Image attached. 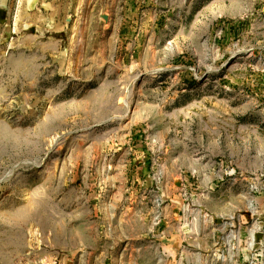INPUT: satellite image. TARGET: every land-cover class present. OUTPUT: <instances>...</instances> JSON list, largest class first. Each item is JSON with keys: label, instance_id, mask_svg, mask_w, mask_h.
<instances>
[{"label": "rangeland", "instance_id": "374dc122", "mask_svg": "<svg viewBox=\"0 0 264 264\" xmlns=\"http://www.w3.org/2000/svg\"><path fill=\"white\" fill-rule=\"evenodd\" d=\"M0 264H264V0H0Z\"/></svg>", "mask_w": 264, "mask_h": 264}, {"label": "crops", "instance_id": "0c3cea01", "mask_svg": "<svg viewBox=\"0 0 264 264\" xmlns=\"http://www.w3.org/2000/svg\"><path fill=\"white\" fill-rule=\"evenodd\" d=\"M151 233H152V232H151ZM167 240H168V241H170V239H169V238H168ZM170 242H171V241H170Z\"/></svg>", "mask_w": 264, "mask_h": 264}]
</instances>
